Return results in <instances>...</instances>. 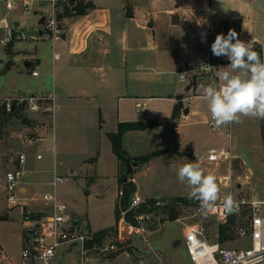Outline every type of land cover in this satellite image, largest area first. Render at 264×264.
I'll return each mask as SVG.
<instances>
[{"label":"rangeland","instance_id":"374dc122","mask_svg":"<svg viewBox=\"0 0 264 264\" xmlns=\"http://www.w3.org/2000/svg\"><path fill=\"white\" fill-rule=\"evenodd\" d=\"M198 1L158 0L156 6H152L151 8L153 18L155 17V12L158 15L154 28L156 35L159 38H163L162 36L167 34L165 23L169 20L170 15L166 13V8H173L179 2H181L182 8L187 2L193 5L197 4ZM41 8H39L40 11ZM19 19L24 28L28 27L31 29L33 26H39L38 24L36 25L38 18L34 12ZM64 24L65 18L59 19L58 26L60 31H62ZM205 24L203 23L201 27L205 26ZM209 24L213 32L209 36L208 45H206L207 48L212 45L217 34H219L217 32V24L215 26L211 22ZM239 33L240 31L238 32V38L240 39ZM37 35L39 34L37 33ZM250 41L253 44L258 43L255 40ZM51 45L52 43L49 37L44 34L36 38L27 35L26 38L16 40L7 47L8 52L4 51L2 47L0 48V106L2 105L3 99L8 95H15L14 93L21 91L29 92L33 88L41 86V83H43L42 78L32 76L30 70L24 66L23 59L30 58V52L38 50L42 57L49 60V55L52 50ZM202 52L203 48L198 52V56L195 57L196 60L202 58ZM9 60L12 61V65L6 68ZM226 63H222V67L226 68ZM40 67L42 68V65L38 66L39 69ZM169 80L171 87L181 89L179 72ZM49 85L50 87L52 86L51 84ZM201 97L202 95L198 98H190L187 100V104L193 106L195 104L198 105V112L189 119L182 120L180 122V128L176 124L183 114V109L180 110L175 122L171 117L163 118L164 121L161 119L162 122L161 120H151L153 123L161 122L162 124L149 127L148 129L150 130L148 132H144L143 136L135 138L134 141L132 140L130 142L128 140L130 153L134 152L144 155L166 149L163 153L153 156L149 161L138 163L129 174L130 178V176L134 175V172H140L137 176L139 184L143 186V192H146L145 190L150 188L152 191L151 194L163 199L161 201V208L152 213L150 222V227L153 230L150 236L151 243L154 249L162 256V260H158L159 262H163V264H194L188 258V253L184 248L183 232L185 227L180 220L188 223L197 220L202 221L207 227L208 235L212 240L216 239V233H219L220 225H229V229L233 231L234 237L225 241L223 245L234 247L249 244L248 239L240 238L238 233L235 232L239 225L243 223L244 219L246 221L245 214L241 217L232 215L227 221H219L214 216L202 213V211H199L198 216H192L193 213L198 211L200 205L197 201L189 197L190 189L186 183L180 182L177 178V171L183 164L197 162L206 174L210 173L216 177L220 188L217 203L223 202L224 198L229 194L234 197L255 196L264 198V137L261 131L262 119L241 117L239 123H232L222 126L219 130H213L207 122L211 118V114L206 102ZM55 112L56 103L54 114ZM186 114H188V111H186ZM18 115V112H12V115L8 119L9 123H6L0 137V215L10 213L9 219L0 220V264L22 263L21 251L24 246L22 234L24 237L27 236V232L22 223L23 215L21 208L16 206L11 209L9 207L3 188L5 173L11 166L10 157L17 155L16 153L22 148L19 135H22L21 132L25 127L20 123ZM45 124L48 127L50 125V123ZM62 124L53 123L52 117L50 130L46 134L47 137L54 139V141L57 140L55 143L56 153L61 154L67 147L73 148L69 150L72 152L79 151L81 154L87 152L90 147L89 140L86 138L85 133L79 136V123L76 121L67 123L68 127L64 123ZM103 124L99 130V146L95 152V155H97L96 153L100 149V153L97 156L100 176L97 179L93 175L90 176L88 174L90 172L70 173L69 168L64 163L59 167L56 165L58 172L67 176V180L59 183L56 188L58 198L69 205L72 215L75 219H78H76L78 222L95 232L109 228L116 222V204L118 203L119 206L123 185L122 177L127 172L128 165L126 160L129 159L126 158L125 161H122L113 151L109 136L110 132H108L114 129L113 123L107 122ZM40 125L41 123H34L33 127ZM70 131H78V133L76 136H73L74 139L71 138L69 142H66L64 139H69ZM90 131L91 128L88 130L87 136L90 135ZM12 133L14 134L13 136ZM45 144L51 145L52 143L46 142ZM214 145L221 147L231 146L232 152L235 155L232 161H222L220 163L200 162V155H203L209 147ZM126 157L129 156L127 155ZM77 159L80 160L79 157H76ZM89 160L92 161V158ZM36 161H38L37 167L42 170L34 172V175L39 176L36 180L38 183L35 186L38 190V196L42 197L44 193L53 191V187L50 185L54 175L52 170L53 155L46 153L42 159ZM117 163H119V166L120 164L122 165L118 179L119 193L116 203L115 179H117L118 174ZM226 174H231L229 181L223 179V176ZM129 182L132 185V193L138 192L135 183L128 180ZM139 193L146 200L150 197V193H146L145 195L141 191ZM181 196L185 198L178 199ZM49 207L50 205L44 206L43 214L48 213ZM120 216L122 219L123 215L121 211ZM173 216H176V219L172 220ZM114 227L113 230H107L106 235L99 241L101 247H104L110 242H118L121 235L120 223H116ZM118 243L120 245V242ZM88 246L91 248L94 247V245H89V243ZM122 249H128L132 257L143 256L149 259L151 258L149 255L151 253L147 250L145 243L136 234L128 240L124 247H121V249L115 252L106 253L107 251H104L100 255L99 247H97V249L90 253L92 254L94 252L93 255L98 256L96 257L97 260H93H96V264H100L107 263L111 257L121 254L124 251ZM28 264L39 263L31 262ZM51 264H80L79 247L74 246L71 248L69 245L61 246L57 251L56 257L52 259ZM120 264H132V260L123 254ZM261 264H264V262Z\"/></svg>","mask_w":264,"mask_h":264},{"label":"crops","instance_id":"0c3cea01","mask_svg":"<svg viewBox=\"0 0 264 264\" xmlns=\"http://www.w3.org/2000/svg\"><path fill=\"white\" fill-rule=\"evenodd\" d=\"M86 1L92 3L93 6L83 14L63 17L65 24L62 31H59L54 40L49 39L52 43L49 60L42 57L38 50L30 52V58L23 59V61L27 59L33 61L31 67L27 69L30 70L31 75L33 69H38L39 75L32 76L42 78L41 86L33 88L32 93L31 91L14 93L15 95H43L52 92L56 103V112L53 116L35 112L18 115L20 123L25 127L23 131L29 127L45 138L32 147L21 144L22 148L19 150H26L28 153V160L23 166L22 175L25 194L28 197H38L31 199L29 205L24 208H30L31 214L41 213L40 218L31 217L34 220H39L45 215L43 208L47 206L39 199L35 186L39 176L34 175V172L42 170L37 167L38 161L36 160L40 159L36 158V151H41L47 146L46 142L52 143L51 138L46 136L50 130L52 117L53 123H64L67 127V123L74 121L79 123V136L85 133L90 144L87 152L83 154L79 151H69L73 149L71 147L65 148L61 154L56 153L55 158L52 154L53 172L56 165L59 167L64 163L70 173L90 172L88 174L97 179L100 176L97 159L100 149L97 155L95 152L99 146V130L104 125L103 123H113L114 129L108 131L111 133L117 130L120 122L160 121L164 117L172 116L174 106L179 101L183 103V114L176 124L177 127L180 128L182 120H187L197 114L198 105L193 106L186 102L190 98L203 95L200 85L202 83L207 85L208 82L199 78L195 83L193 77L186 84L180 83L181 90L171 87L169 79L175 77L187 60L195 59L202 48V55L207 51L206 45L208 44L202 43L198 37V31L203 23H208L211 19L217 23L225 19H238L241 23L240 40L244 42L255 40L260 43L264 60V0H199L193 5L187 2L182 8L181 1L173 8H166V13L170 15V18L165 23L167 34L162 36L163 38H159L154 31L158 15L155 12L153 18L151 10L158 0ZM48 6V0L37 1L35 11H40L41 7H43L41 11H45ZM28 14L21 17L24 18ZM38 20L39 18L36 25ZM31 28L37 29L38 27ZM42 35L36 33L31 36L36 38ZM41 65L42 68L39 69L38 66ZM186 107L188 114H186ZM24 117H26L25 122H23ZM5 123H9V120ZM34 123H41V125L33 127ZM45 123H50L49 127ZM90 128L91 133L87 136ZM148 128L129 131L125 134L123 144L126 151L128 149L129 157L134 158L140 154L130 153L128 140L131 142L143 136L144 132L150 130ZM77 133L78 131H70L69 139L64 140L69 142ZM76 157L80 160H76ZM90 158L92 161L89 160ZM10 165V169L20 166L16 161V155L10 157ZM121 165L117 163L116 203ZM138 173L140 172H134V175L128 179L137 186V193L143 200L146 199L139 193L140 191L144 195L150 193L149 198L157 197L151 194L150 188L143 192V186L138 181ZM117 205L118 203L116 207ZM9 207L13 209V206L9 205ZM19 207L22 210V207ZM26 212L27 210H22V223L27 232L26 237L22 234L23 244L33 230L26 221ZM7 216L9 219L10 213H7ZM74 246L76 245H72L71 248ZM123 254L133 259L131 253L123 251L111 257L105 264H120ZM149 255L151 258L148 260L151 264H163L151 254ZM187 256L190 258L189 255ZM96 257L98 256L92 255L89 263L96 264Z\"/></svg>","mask_w":264,"mask_h":264},{"label":"built area","instance_id":"2783aa9c","mask_svg":"<svg viewBox=\"0 0 264 264\" xmlns=\"http://www.w3.org/2000/svg\"><path fill=\"white\" fill-rule=\"evenodd\" d=\"M41 0H0V48L7 51V47L16 40L26 38L24 27L21 25L20 17L35 11V3ZM49 6L45 11H38V18L45 15V21L37 29L42 28L44 34L49 39L54 40L59 33V1L48 0ZM19 21V25H16ZM213 32L209 22L201 27L198 31L199 40L208 44L209 36ZM219 34L226 33L225 28H220ZM56 56V54H55ZM227 59L226 67L230 64ZM223 64L213 63L210 59L209 48L202 55L200 60H187L179 70L181 83L186 84L190 78L195 77L197 80L202 78L210 83L218 78L215 72L220 70ZM32 75H39L38 69L32 70ZM3 108L9 112H18L24 114L27 112L43 113L53 116L55 110L54 94L48 92L43 95L39 94H22L12 95L3 99ZM208 124L213 130H219L214 127L212 118L208 119ZM21 143L26 146H35L45 138L36 130L27 129L21 132ZM228 135H230L228 133ZM52 139V138H51ZM52 144L45 146L41 151H36V158L41 159L44 154L51 153L56 156V144L52 139ZM231 146H211L203 155H200V162L207 161L211 163H220L222 161L231 162L234 158ZM28 160L26 150H21L16 155V161L20 165L17 168L9 169L5 173L4 190L10 206H21L22 210L29 205V201L36 197H28L24 191L23 166ZM22 166V167H21ZM231 174H226L223 179L229 181ZM67 180V176L58 172L54 167V175L51 181L53 191L46 192L39 199L47 205H50L48 213L41 219L34 220L31 218V209L27 208L26 221L32 228V232L24 243L22 248V263L38 262L39 264H51L52 259L57 255L58 249L63 245H76L79 247L80 264H90L91 251L99 247L101 252H115L121 249V245L126 244L134 234L138 235L146 245L147 250L155 257L162 260L151 243L152 229L150 227L151 215L137 213L134 218L127 223V240L123 242L121 238L118 242H110L101 247L100 242L96 239V232L78 222L72 215L69 205L58 198L56 188L59 183ZM234 209L231 213L225 211L223 202H218L213 211L205 212L198 207V211L192 216H198L199 211L210 214L219 221H227L230 216L241 217L245 214L246 221L239 225L236 233L240 238L248 239L249 244L246 246H225L219 241V233H216V239L208 235V229L202 221L188 223L180 220L184 225V246L194 264H261L264 262V198L252 197H234ZM147 203L137 192H133L129 199V209ZM201 214V213H200ZM123 215V213H122ZM179 220V218H178ZM92 242L93 248L88 246ZM124 252L131 253L128 249ZM98 254V255H99ZM105 264V263H100ZM132 264H151L148 258L143 256H134Z\"/></svg>","mask_w":264,"mask_h":264},{"label":"clouds","instance_id":"9594fccd","mask_svg":"<svg viewBox=\"0 0 264 264\" xmlns=\"http://www.w3.org/2000/svg\"><path fill=\"white\" fill-rule=\"evenodd\" d=\"M234 41V42H233ZM212 54L225 56L230 64L215 72L216 80L201 84V99L206 102L214 127L239 123L241 117L264 119V60L254 50L252 41L244 42L235 30L227 35L217 34L211 45ZM177 178L186 183L189 197L197 201L205 212L213 211L219 199L220 188L216 177L206 174L197 162H188L179 167ZM231 194L223 200L226 212L234 209Z\"/></svg>","mask_w":264,"mask_h":264},{"label":"trees","instance_id":"16d2710c","mask_svg":"<svg viewBox=\"0 0 264 264\" xmlns=\"http://www.w3.org/2000/svg\"><path fill=\"white\" fill-rule=\"evenodd\" d=\"M93 5L92 3H90L89 1L86 0H60L59 1V13H58V19H62L63 17H69L72 15H79V14H83L87 11V9L91 8ZM210 22L212 23L213 26H215L217 24V32L220 30V28H225L226 33L225 35H227L228 31L230 29H233L237 32L240 31L241 29V23L238 19H225L220 21L219 23H217L214 19H211ZM234 42V41H233ZM253 48L255 51H257L258 53H260L261 55V59L263 60V51H262V46L260 43H254L253 44ZM209 53H210V59L213 63L216 64H222L225 63L227 61L225 56H221V57H216L212 54L211 51V46L209 47ZM12 65V61L9 60L7 62V67L9 68ZM194 82L196 83L197 80L196 78H194ZM183 107V103L181 101L177 102L174 106V110L172 113L171 118L174 119L178 116L180 110ZM12 115V112H7L3 106H0V137L2 135L3 129L6 126V121H8V119L10 118V116ZM165 118V117H164ZM162 120L164 121V119L162 118ZM161 120V122H162ZM153 123L152 121H129V122H120L118 124V128L116 131L111 132L109 134L111 142H112V148L113 151L117 154L118 158L122 161H125L126 158H129L130 160H136L139 163L144 162V161H149L153 156L158 155L163 153L166 149H162V150H157L154 151L152 153H148V154H144V155H140L134 158L131 157H126L127 156V151L124 147L123 144V139L124 136L127 132L129 131H133V130H140V129H145L151 126H155L157 124H162V123ZM261 131H262V135L264 137V119L261 120ZM124 177V176H123ZM123 177H122V181H123ZM129 187L132 189V185L129 182ZM185 197H178V199H184ZM163 201L162 198L160 197H151L149 199L146 200V202L148 204L154 205L158 202ZM120 208L117 205L116 207V223H120L121 222V216H120ZM32 218H40L41 217V213H36V214H31L30 215ZM3 219H8L7 214L6 215H0V220ZM176 219V216L172 217V220ZM115 227L112 226L110 228H105V229H101L99 231H96V239L98 241L102 240V238L106 235L107 230H113ZM229 225H220L219 227V241L223 244L225 241L231 239L234 237V233L233 231L229 229ZM93 241L89 242V245L92 244ZM125 244L121 245L122 247H124ZM124 250V249H122Z\"/></svg>","mask_w":264,"mask_h":264},{"label":"water","instance_id":"95a60500","mask_svg":"<svg viewBox=\"0 0 264 264\" xmlns=\"http://www.w3.org/2000/svg\"><path fill=\"white\" fill-rule=\"evenodd\" d=\"M35 14H38V10L35 11ZM44 21H45V15H42L38 20V24L39 25L43 24ZM15 24L19 25V22L16 21ZM24 32L27 35H35L36 33L42 35L44 33L42 28H39V29L25 28ZM32 64H33L32 60L27 59L24 61V66L26 68H30ZM187 110L188 108L186 107V111ZM25 121H26V117L23 118V122ZM126 161H127L128 168H127L126 174L123 177L122 191H121V196L119 200V208L121 212L123 213V218L121 219V222H120V226H121L120 238L123 242L127 240V223L131 221L137 213L152 214L158 209H160L162 206L161 202H158L154 205L143 203L137 206L136 208L129 209V199L132 194V189L129 187V184H128L129 174L133 171L134 166L138 165L139 162L131 161L130 159H127Z\"/></svg>","mask_w":264,"mask_h":264}]
</instances>
